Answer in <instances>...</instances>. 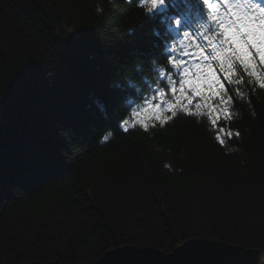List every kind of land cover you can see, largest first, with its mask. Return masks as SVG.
Returning a JSON list of instances; mask_svg holds the SVG:
<instances>
[{"label":"trees","instance_id":"1","mask_svg":"<svg viewBox=\"0 0 264 264\" xmlns=\"http://www.w3.org/2000/svg\"><path fill=\"white\" fill-rule=\"evenodd\" d=\"M151 30L136 0H0V264H93L118 247L170 253L191 240L264 249L254 80L220 121L233 133L223 146L206 115L123 132L122 105L100 110L125 75L167 87L144 61Z\"/></svg>","mask_w":264,"mask_h":264},{"label":"snow or ice","instance_id":"2","mask_svg":"<svg viewBox=\"0 0 264 264\" xmlns=\"http://www.w3.org/2000/svg\"><path fill=\"white\" fill-rule=\"evenodd\" d=\"M136 3L145 20L152 24L151 34L157 37L150 41L154 54L145 56L144 61L150 70L155 69L156 77L166 79L167 87L143 88V81L137 76L125 75L123 85L113 89L110 101L99 105L100 110L104 111L109 102L122 105L117 127L123 132L137 126L145 132L157 127V123L149 124V120L164 127L178 111L189 116L206 115L215 130L216 141L223 146L224 137L231 139L233 133L222 127L220 121H231L235 97L244 98L242 88L253 80L256 87L264 90V3L261 0H136ZM160 61L165 63L156 69ZM245 75L250 79L245 81ZM136 83L152 95H138ZM231 85H236L235 96L231 94ZM169 92L175 103L166 100ZM128 96L135 97L136 107L125 103ZM158 97L160 102L156 103ZM129 111V118H123L124 112ZM142 113L150 115L141 116ZM240 135L238 131L235 133L237 138ZM110 136L111 133H106L102 142H108Z\"/></svg>","mask_w":264,"mask_h":264},{"label":"water","instance_id":"3","mask_svg":"<svg viewBox=\"0 0 264 264\" xmlns=\"http://www.w3.org/2000/svg\"><path fill=\"white\" fill-rule=\"evenodd\" d=\"M250 256H257L256 251L244 250L218 241L191 240L178 245L170 253L149 247H118L107 251L93 264H250Z\"/></svg>","mask_w":264,"mask_h":264},{"label":"rangeland","instance_id":"4","mask_svg":"<svg viewBox=\"0 0 264 264\" xmlns=\"http://www.w3.org/2000/svg\"><path fill=\"white\" fill-rule=\"evenodd\" d=\"M166 100L172 103H175V98L171 95L170 98L166 97ZM156 103L160 102V98L158 97L155 101ZM186 103V101L184 102ZM149 114L142 113L141 116H146ZM257 256H250V264H264V249L256 250Z\"/></svg>","mask_w":264,"mask_h":264}]
</instances>
